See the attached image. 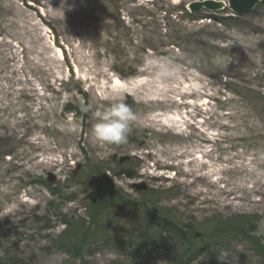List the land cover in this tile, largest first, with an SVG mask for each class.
<instances>
[{"label":"rangeland","instance_id":"obj_1","mask_svg":"<svg viewBox=\"0 0 264 264\" xmlns=\"http://www.w3.org/2000/svg\"><path fill=\"white\" fill-rule=\"evenodd\" d=\"M133 1L0 0V264H264L246 232L264 247L262 194L192 195L250 188L253 171L264 191V4L201 15L220 26L176 9L202 0ZM119 102L127 139L95 140V112ZM198 166L209 181L192 187ZM243 215L244 234L212 238Z\"/></svg>","mask_w":264,"mask_h":264},{"label":"clouds","instance_id":"obj_2","mask_svg":"<svg viewBox=\"0 0 264 264\" xmlns=\"http://www.w3.org/2000/svg\"><path fill=\"white\" fill-rule=\"evenodd\" d=\"M235 40L238 42L239 38L236 37ZM147 64L157 70L156 74L160 78H178L179 76V65L168 57L151 58ZM94 115L96 123L92 129L93 138L109 144L124 142L130 130V122L136 119L130 107L122 102L113 103L103 110H97Z\"/></svg>","mask_w":264,"mask_h":264},{"label":"trees","instance_id":"obj_3","mask_svg":"<svg viewBox=\"0 0 264 264\" xmlns=\"http://www.w3.org/2000/svg\"><path fill=\"white\" fill-rule=\"evenodd\" d=\"M136 2H137V0H134L133 4ZM176 9H178L177 11H180L185 17H187L189 19L191 18L193 21H196V20L200 21L201 19L213 20L220 26H222L224 23V20L218 19L214 15L204 16V18H203V16H201V15L204 12L205 13L207 12L205 10L201 11V13H198V14L189 13L187 10V6L184 5L183 3L178 4V7H176ZM223 12L226 13L227 10H224ZM223 12H220V13H223ZM236 18H237V16H235V17L229 16L228 17V19H230V20H235ZM104 50H105V53L108 54L109 58H113V54L110 53L108 47H104ZM72 109H71V111H72ZM121 174L124 176H127L129 178L133 177V175H131V174L129 175L128 172L119 173V175H121ZM115 198L119 201V203L122 202V198L119 197L118 195H116ZM92 208H93V211L95 212V217L91 218L90 222H91V225H96L98 222L97 220L100 216V213L98 212L99 210L96 208V206H92ZM245 219H247V216H245V215L238 216V217L236 216L230 220H222L221 222H217V223L213 224L212 228L214 229V237H212V236L211 237L214 239H220V238H222L223 235L233 234L232 232H240L241 234H244V232L246 231L245 229H247V226L249 225V223ZM164 223L163 224L165 226L168 225L167 227L169 230L173 231L176 234L178 233L177 229H175L174 226L172 225L173 223L167 224L168 222L166 219H164ZM80 230H82V233L85 236L83 240H85L86 236L89 235L88 228H84V226H82V227H80ZM246 232L248 235V239H250V241L253 243V245L257 249L258 254L264 258V247H263L262 243L259 240H257L256 238L255 239L251 238L249 236L250 231H246ZM218 236H221V237H218ZM176 263L183 264L182 258H179Z\"/></svg>","mask_w":264,"mask_h":264},{"label":"bare ground","instance_id":"obj_4","mask_svg":"<svg viewBox=\"0 0 264 264\" xmlns=\"http://www.w3.org/2000/svg\"><path fill=\"white\" fill-rule=\"evenodd\" d=\"M43 146H45V145H43ZM37 167L38 166L31 165L28 168V170L29 171L30 170L34 171ZM200 171H201V167L200 166H198L195 169H193V168L186 169L185 173H187L192 178V180L190 182V185L192 187L199 185L197 183L204 184V182L207 183L209 181L208 180L209 175L201 174ZM249 175L251 177V180L253 181L252 182L253 186L250 187V188H247L246 185H242V187L239 186L238 188H235V189H233V190H231L229 192L217 191V192H214V193L212 191H210V190L198 189V190H195L194 192H192V195L195 196V197L198 196V194L203 195L204 199H203L202 203L207 202L209 197H211L212 200L220 203V202H226V200L224 201V200L220 199V196L222 194L227 193V194L231 195V194L241 193V196L234 197L232 199V202L225 203V204L228 205V206H232L234 201H237V202H239L238 203L239 207L249 206L251 204H247V203H253L250 200V196H252L254 194H262L264 196V191H262V189H261L262 183L258 179V177L256 176L255 171L250 172ZM3 183L4 184H8V182H3ZM204 187L207 188L206 186H204ZM12 190H13V188H11V187H8V188L4 187V189L0 190V198L1 199L5 198L6 201H7V199H9V197L12 195ZM8 202H11V203H13L15 205L14 207H12L11 212H19L20 211L22 205L17 206V204L15 202H13V201H8ZM253 204H258V206H263L264 205V201L263 200L256 201ZM3 205H5V203H3Z\"/></svg>","mask_w":264,"mask_h":264},{"label":"water","instance_id":"obj_5","mask_svg":"<svg viewBox=\"0 0 264 264\" xmlns=\"http://www.w3.org/2000/svg\"><path fill=\"white\" fill-rule=\"evenodd\" d=\"M228 4L216 0H202L189 3L188 11L192 14H198L202 10L208 12H223L226 8L240 17L252 12L258 4H264V0H228Z\"/></svg>","mask_w":264,"mask_h":264}]
</instances>
